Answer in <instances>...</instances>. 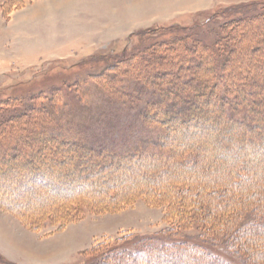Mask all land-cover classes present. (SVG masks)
<instances>
[{"label":"rangeland","instance_id":"374dc122","mask_svg":"<svg viewBox=\"0 0 264 264\" xmlns=\"http://www.w3.org/2000/svg\"><path fill=\"white\" fill-rule=\"evenodd\" d=\"M3 1L0 0V108L1 104L16 97L22 99L25 106L35 105L42 111L35 130L33 126L29 129L28 124L24 123L21 126L23 131L34 132L38 135L34 138L37 140L54 137L75 143L77 149L82 148L81 152L88 148L119 156L160 153L163 160H166L164 156L169 153L162 147L166 132L161 123L147 120V111L152 107H161L166 112L169 109L177 113L187 108L181 92L174 91L177 97H164L160 90L151 86L148 75L168 83L174 75L182 73L183 67H178L180 60L176 58V63L172 65L173 72L168 71L161 77L152 74L157 68L145 62L135 64L132 72L124 70V66L114 71L115 62H119L125 54L142 59L145 48L151 44L187 35L191 42L199 39L206 45L215 46L223 36L222 28L226 23L257 14L264 9V0H217V4L212 5L210 10L181 15L174 21L158 25L134 28L127 26L129 21L124 25L106 18L115 16L111 9L118 6L117 0H90L88 4L86 0H43L36 6L41 8L39 13L24 10L30 4L40 1L33 0L26 7L13 11L10 18L3 16ZM124 3L128 6L136 5L135 0H126ZM14 13L17 14L10 22ZM112 22L116 23L106 25ZM132 23L138 24L133 19L128 25ZM172 24L189 29H163ZM149 29L163 30L146 37L137 35ZM235 40L240 44L234 46L235 51L230 56L232 60L239 58L242 76L250 79L246 74L250 73L249 68L262 55L252 45H257L256 40L258 45L264 47V18L237 26ZM227 62L225 71L228 73L230 61ZM202 64L205 66L206 62ZM196 69L194 74L199 78ZM139 74L144 75L145 79L141 77L143 81L134 76ZM192 75L183 77L181 84H185ZM195 80L193 86L200 90L201 86ZM166 90H169L168 86ZM38 94L44 96L37 104L32 98ZM188 105L189 111L195 108L202 112L208 103L202 100L189 102ZM4 110L0 112V119L11 112ZM238 111L233 115L242 117L241 111ZM216 123L210 125L214 130L206 135L207 139L215 135L217 125L220 127V123ZM252 129L248 128V132L253 135L255 131ZM184 130H181L182 134ZM194 135L191 134V138L183 135L185 142H190L187 140L193 139ZM260 138L264 140V136ZM215 148L218 161H223L218 146ZM13 151L14 146L9 141L0 142L1 153L11 155ZM246 153L240 150L241 157ZM227 154L230 158L231 153ZM253 155L258 165L264 164L263 150L258 152L257 149ZM202 156L200 153L199 162ZM159 166V170L166 169L162 163ZM156 168L153 164L145 170L141 167L131 168L126 177L112 181L130 192L138 181L144 180L151 172L159 174ZM189 168H192L191 164L178 169L189 172ZM192 170L198 172L200 168ZM260 171L258 169L257 174ZM6 180L8 178L3 179ZM106 184L102 180L97 182L100 187ZM56 185L57 189H63L62 193L78 192L76 188L67 189L60 184ZM85 185L88 187L90 184L86 182ZM40 187L42 183L33 181V177L22 183L14 179L8 184L0 183V264H94V250L106 241L127 238L121 245L132 248L141 238L166 235L177 224L176 217L169 214L172 203L166 196L154 202L143 196L129 197L127 203L119 206H108L105 201L94 198L73 199L66 203L71 204L66 217H45L32 222L23 218L21 211L3 206L7 203L19 206L22 211L23 208H29V212H40L49 206L47 201H38L36 197L38 193L35 191ZM93 196H100V193H93ZM203 230V225L189 221L184 223L180 235L190 242L199 243L202 241L200 233ZM259 232H264V226ZM171 240L174 239H168ZM211 250L216 256L215 260L220 261L219 264H254L247 262L245 254L230 244L228 247L219 246ZM180 260L184 259L181 257Z\"/></svg>","mask_w":264,"mask_h":264},{"label":"trees","instance_id":"16d2710c","mask_svg":"<svg viewBox=\"0 0 264 264\" xmlns=\"http://www.w3.org/2000/svg\"><path fill=\"white\" fill-rule=\"evenodd\" d=\"M31 2L33 0H4L1 5L3 16L10 18L13 11ZM262 17L264 9L226 23L222 28L223 36L215 46L206 45L199 39L192 43L187 35L151 44L145 48L142 59L125 54L119 62H115L114 71L124 66L128 72L135 70L134 65L138 62H145L157 68L152 74L161 77L168 71H174L172 65L179 58L178 67H183L182 73L174 75L168 83L148 75L151 86L160 90L164 97H177L174 95L181 92L187 108L177 113L169 109L166 112L161 107H152L147 111V120L157 121L165 129L162 147L169 151L164 156L166 160L160 153L119 156L88 148L81 152L82 148L77 149V144L58 138L34 139L38 135L23 131L21 126L27 123L29 129L33 126L35 130L42 116L41 109L35 105L25 106L22 99L16 97L1 104L0 112L5 108V112L12 113L0 119V142L9 141L14 151L11 155L0 152V183L8 184L12 179L22 183L33 177V181L42 183V187L35 191L38 201L49 204L40 212H29V208L22 211L19 206L7 203L3 206L21 211L23 218L32 222L45 217H66L71 206L66 203L73 199L94 198L105 201L108 206H119L127 203L129 197L143 196L154 202L166 196L172 203L169 214L176 217L177 224L172 226L173 229L160 237L141 238L132 248L121 245L127 238L106 241L94 250V264H219L211 248L228 247L229 244L243 252L247 262L264 264V232H259L264 226V164L258 165L253 155L257 149L258 152L264 151V140L260 138L264 136V47L256 40L257 45H252L262 55L249 68L250 73L246 75L250 79L242 76L239 58L232 60L230 56L235 51L234 46L240 44L235 40L237 26L262 20ZM163 29L185 31L189 27L172 24ZM160 30L149 29L137 35L146 37ZM227 60L230 61L228 73L225 71ZM202 61L206 62L205 66ZM196 67L199 78L194 74ZM192 73V77L181 84L183 77ZM134 76L140 81L141 77L144 78L141 74ZM194 77L201 86L200 90L193 86L196 82ZM167 86L169 90H166ZM41 95H33L32 99L38 104L44 96ZM202 100L208 103L202 112L195 108L189 111V102ZM238 110L242 117L233 115ZM216 122L220 123V127L217 125L215 135L207 139L206 135L214 130L210 125H216ZM196 125L197 128L194 127ZM248 128H254L255 134H249ZM183 129L184 134L181 133ZM185 134L187 138L191 134L194 137L185 142ZM217 146L223 161L217 159ZM240 150H245L246 155L241 157ZM228 152L231 153L230 158ZM200 153L203 156L199 162ZM187 155L189 158L186 159ZM161 163L167 170L158 169ZM152 164L157 166L155 171L159 174L151 172L144 180L138 181L133 190L128 185L130 192L112 181L126 177L131 168L145 170ZM190 164L192 168L189 172L178 169ZM195 167H199L200 171L192 170ZM258 169L260 174H257ZM4 178H8L7 182L3 181ZM100 180L106 182V186H98ZM86 182L90 184L88 187ZM56 184L67 189L76 188L78 192L62 193L63 189H57ZM96 192L100 196H93ZM189 221L203 225L204 230L200 233L202 241L199 243L190 242L180 235L184 223Z\"/></svg>","mask_w":264,"mask_h":264},{"label":"crops","instance_id":"0c3cea01","mask_svg":"<svg viewBox=\"0 0 264 264\" xmlns=\"http://www.w3.org/2000/svg\"><path fill=\"white\" fill-rule=\"evenodd\" d=\"M81 1V0H79ZM84 1V0H82ZM126 0H117L119 3L118 6L114 9L112 7V12L115 16L109 18L113 21L122 22L125 25L126 21H130L134 19V22H138V24L132 23L129 27H148L152 24H162L170 21H174L178 16L185 14H193L198 11L210 10L212 5L217 4V0H135L136 5L128 6L124 3ZM43 0L36 1L33 4H30L24 10L29 11L32 10L35 13H39L41 8L36 7L41 4ZM90 0H86L88 4ZM24 12V11H23ZM15 14L12 15L10 22L13 20ZM92 17H94L92 15ZM166 21V22H165ZM116 22H112L107 24V26H112Z\"/></svg>","mask_w":264,"mask_h":264}]
</instances>
